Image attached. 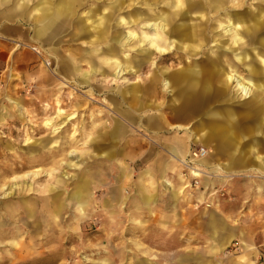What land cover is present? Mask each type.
<instances>
[{
	"label": "rangeland",
	"instance_id": "rangeland-1",
	"mask_svg": "<svg viewBox=\"0 0 264 264\" xmlns=\"http://www.w3.org/2000/svg\"><path fill=\"white\" fill-rule=\"evenodd\" d=\"M148 17L171 21L164 51L147 48ZM236 24L241 48L226 32ZM255 27L264 32V0H0V264H264V190L248 187L264 183ZM108 56L124 70L108 69ZM187 69L210 75L206 102L185 87ZM114 121L123 140L109 142ZM183 145L184 159L168 160ZM160 156L164 179L188 180L192 201H145L168 193L152 183ZM235 187L250 191L243 206Z\"/></svg>",
	"mask_w": 264,
	"mask_h": 264
},
{
	"label": "bare ground",
	"instance_id": "bare-ground-1",
	"mask_svg": "<svg viewBox=\"0 0 264 264\" xmlns=\"http://www.w3.org/2000/svg\"><path fill=\"white\" fill-rule=\"evenodd\" d=\"M181 1V0H180ZM180 2H178V1H176V3H175V5H174V7L175 8H179L180 7ZM229 11H230V9H229ZM185 13V12H184ZM178 14V13H177ZM223 15V14H222ZM182 16V15H181ZM187 16V15H186ZM204 16V15H203ZM231 16V15H230ZM230 16H228V17H230ZM225 17V16H224ZM232 17V16H231ZM242 17V16H241ZM165 18V17H164ZM163 17H162V19H161V21L160 22H158V19L157 20H153V18L152 17H148V18H146L144 21H145V24H147V25H149L151 22V24H150V27H154V29H153V31H154V37H152V36H145V40H146V42H147V45H148V49L150 50V48H152V49H154V50H157V51H159V52H161V51H164V49H162L160 46H159V44L163 41V40H165L166 38H168L169 39V37H170V34H171V32H170V30H169V24H170V19H168V18H165L164 19ZM236 18V17H235ZM241 19V18H240ZM226 20V19H225ZM163 21V22H162ZM227 21V20H226ZM225 21V22H226ZM129 22V21H128ZM230 22V21H229ZM182 23V22H181ZM180 23V24H181ZM221 24V23H220ZM223 24V23H222ZM176 25V24H175ZM228 25V24H227ZM181 26V25H180ZM227 28V27H226ZM243 28V27H242ZM146 29H148V27H146ZM150 29V28H149ZM209 29V28H208ZM258 29L259 28H257V27H255L254 29H253V31H252V33L249 35V42L250 43H253V41H254V38L257 36L256 34H262V33H264V32H259L258 31ZM158 30L161 32L160 34L158 33ZM208 31V30H207ZM226 32L227 33H229L230 34V36L232 37V40H231V42H230V44H231V47L233 46V45H238L239 46V48H241L240 46H241V41H240V37H239V29H238V26H237V24L236 25H232L231 27H229L228 29H226ZM40 31H38L37 32V34H36V36H40ZM129 33V32H128ZM201 34V33H200ZM135 34H133V33H129L128 34V37L126 38L127 40H129V39H134L135 38ZM250 38H252V39H250ZM184 39V38H183ZM220 39H222V38H220ZM60 40V39H59ZM139 40H140V38H139ZM199 40V39H198ZM226 40V39H225ZM230 40V39H229ZM179 42V41H178ZM178 42L177 41H174V40H172V42H171V46L169 47V48H171L172 46H174V47H178V48H181V49H183L184 48V51H186L187 50V46H182V45H179L178 44ZM182 42V41H181ZM247 42V41H246ZM246 42H245V44H246ZM169 43V42H168ZM195 44V43H194ZM223 44V43H222ZM225 44V43H224ZM221 45V44H220ZM227 45H229V44H227ZM243 46V45H242ZM260 46H261V50L262 51H264V41H261L260 42ZM203 47V46H202ZM215 47V46H214ZM218 47V46H217ZM230 47V48H231ZM233 48H234V46H233ZM254 48V47H253ZM34 50V49H33ZM43 50V49H42ZM223 50V49H222ZM202 51V50H201ZM229 51V50H228ZM151 51H149V53H150ZM189 52V51H188ZM113 53H115V51L113 50L112 52H111V54H109V55H112ZM193 53V52H192ZM180 55H178L177 57H175V56H173L172 54L171 55H168L167 57H164V55L163 56H161L160 55V60H162L163 58L165 59H167V58H170V59H175V58H179L181 55H182V52H180L179 53ZM202 55V54H201ZM185 56V55H184ZM196 57V56H195ZM118 58V57H117ZM157 58V57H156ZM182 59H184V58H182ZM186 59V58H185ZM243 60V59H242ZM105 62H106V65H107V67H108V69H113V70H115V71H117V69H119L118 71H120L121 70V68H122V63H121V61L120 60H118V59H114V58H111V56H108L105 60H104ZM171 61V60H170ZM160 62V61H159ZM240 62V61H239ZM173 63V62H172ZM181 63V62H180ZM150 65V64H149ZM128 66V65H127ZM195 66V65H194ZM196 68V67H195ZM122 70H124V69H122ZM121 70V71H122ZM188 71L185 73L186 74V77L188 78L187 79V82H184V83H186V88L192 93V95H194V96H200V99H197V102H198V104H202V103H204V101L206 102V100H205V98H204V95H205V91L206 90H208V89H210V83L208 84V82H209V74H206V76L204 77H202V75H201V72L202 71H200V70H198V69H187ZM114 71V72H115ZM223 71V70H222ZM243 71V70H242ZM241 71V72H242ZM213 74V73H212ZM239 74V73H238ZM175 76H177V75H175ZM190 77H192L193 78V80L192 81H189L190 79ZM177 78V77H176ZM194 78H196V79H198V78H203L204 80H205V84H204V82L203 83H200L199 81H196V80H194ZM231 78H233V79H235V81L236 82H239V80H240V77L239 76H236L235 75V73L233 74V75H227V79H231ZM217 79V78H216ZM79 82V81H78ZM216 82V81H215ZM250 82V81H249ZM146 83V82H145ZM156 81L153 79L152 81H149L148 83H147V85L148 86H152V87H154V88H156ZM238 85H239V89H241L242 91H244V93H248L249 92V86H246V85H241V83L239 82V83H237ZM250 84L252 85V86H255V87H257L258 89H262V90H264V84H254V83H252V82H250ZM164 85H166V86H170V83L169 82H165V84ZM203 85V86H202ZM224 89V88H223ZM135 91H138V89L136 88V86H134V88L132 89V93H135ZM210 91V90H209ZM124 95V94H123ZM71 98V97H70ZM73 98V97H72ZM254 98V97H253ZM89 100H92V99H89ZM88 100V101H89ZM93 101V100H92ZM69 103V102H68ZM152 103V102H151ZM75 104V103H74ZM98 104V103H97ZM262 104V103H261ZM148 106H150V104H148ZM48 109V108H47ZM63 113H65L62 109H59V111H58V114H59V116H63L62 114ZM207 115V114H206ZM205 117V116H204ZM74 118V116H70L69 118H67L66 120H72ZM148 118H149V120H152L153 118L151 117V116H148ZM156 120V119H155ZM148 121V120H147ZM154 121V120H153ZM130 122V121H129ZM134 122V121H133ZM262 122H264V121H262ZM12 123L13 124H17L18 122H17V120L15 119V120H12ZM64 123V122H63ZM147 123H149V122H147ZM50 125H53V123H49V122H44V124L43 125H41V127L39 128V130L40 129H42L43 130V127H45V126H50ZM113 126V125H112ZM63 127H65L64 125L63 126H61V128H60V126H59V128L58 129H62ZM35 130H37L38 131V127H37V129H35ZM91 130H92V133L93 132H95V131H97V129H96V125L95 124H93L92 125V128H91ZM208 131V130H207ZM119 133V132H118ZM110 136V135H109ZM119 136V135H118ZM193 136V138L195 139V140H197L198 142H202L204 145H206V146H212L211 145V137H209V136H205V134L204 133H201V134H195L194 133V135H192ZM95 136L94 137H92V141H94L95 142ZM41 148V147H40ZM91 148L93 149V150H95L96 149V147L92 144V146H91ZM43 150V149H42ZM172 150H176V151H178V153H176V152H174V154L176 155V157H175V159H176V161H178L179 159H178V157H181L182 159H184V157L181 155V151H182V149H181V147H178V149H172ZM171 150V151H172ZM201 155H202V157L200 158V159H202V158H204L205 157V155H206V150L205 149H202V151H201ZM207 155H209V152L207 153ZM182 159L181 160H179V161H182ZM199 159V160H200ZM205 159V158H204ZM201 163H203V161H200ZM27 163H21V164H19V165H15V167H14V169L15 170H22V169H24V168H26L28 165H26ZM204 167V166H203ZM258 167H260L261 169H264V162H262V163H259V165H258ZM13 170V169H12ZM3 172H8V170L6 169V168H2L1 170H0V175H2V173ZM191 174L192 175H194V176H199L200 175V173L197 171V169H192V171H191ZM78 203L81 205V201H78ZM223 244L224 243H221L220 244V247H223Z\"/></svg>",
	"mask_w": 264,
	"mask_h": 264
},
{
	"label": "crops",
	"instance_id": "crops-1",
	"mask_svg": "<svg viewBox=\"0 0 264 264\" xmlns=\"http://www.w3.org/2000/svg\"><path fill=\"white\" fill-rule=\"evenodd\" d=\"M14 58L15 57H13V58L9 57L8 59L11 61ZM132 94H136V93H132ZM119 126H120V124L118 122H116V121H114L113 124H109L108 126H106L107 127V132L103 136L106 137V139L109 142L110 141L111 142H117V141L123 140L122 137L120 136L122 132L118 131L119 130ZM96 134H97V131L94 132V135H96ZM95 138H97V136H95ZM95 141H96V139H95ZM113 144H115V143H113ZM183 146H184V149L180 153L184 157L185 153H186V151L188 149V146L187 145H183ZM95 147H97V146H95ZM181 149H182V147H181ZM166 153L167 154H165V155L168 156V160L176 157V155L174 154L173 150L171 151V149L167 150ZM162 157L163 156H160L159 167L157 165L156 168H155L154 175H156V177L154 178V181L152 183L156 184L157 188L161 186L164 189H168V193H166V197L163 198V193H159L158 192L157 195L155 197H153V198L152 197L151 198L146 197L145 201H182L184 199L185 200L189 199L191 197V195H190L191 193H189L187 191V188L185 187L187 185L186 183L188 182V180L184 181L182 176L179 175L178 173L175 174V178L173 179L174 182H171V181L167 180L166 178L164 179V176L168 175V173H170L171 171H169L170 170V161H166V159L164 160V158H162ZM173 162L176 163L177 162L176 159ZM156 164H158V162H156ZM173 165H175V164H173ZM173 165H171V167ZM173 168L174 167H172V169ZM159 177H161V178H159ZM159 179H161V180L163 179V180L158 182ZM151 181H152L151 177H147V179L145 178V183L146 182L150 183ZM262 185H264V183H261L258 186L255 185L254 183L250 184L249 186L246 185L245 183L235 184V186H248V187H251V188H256L260 192H261V190H264V186H262ZM184 189H186V190H184ZM243 189H245V188H243V187H235L236 191L239 190V201L242 202V206L244 205V202L245 201H249L248 198H250L249 194H248V192L250 193V191L249 190L244 191ZM246 189H247V187H246ZM158 190H159V188H158ZM253 190L254 189H252L251 191L254 192ZM183 191H184V193H183ZM189 200H191V199H189ZM226 201L227 200L225 199L224 200V202H225L224 209L227 206ZM251 202H252L251 206H256L257 205V207H260L259 201H251ZM261 205H262V207H264V203H262ZM176 209H177V207H175V211H176ZM221 243H224L222 241V239H220V244Z\"/></svg>",
	"mask_w": 264,
	"mask_h": 264
}]
</instances>
